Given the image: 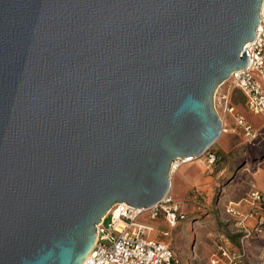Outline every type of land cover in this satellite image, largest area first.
<instances>
[{
  "label": "water",
  "instance_id": "obj_1",
  "mask_svg": "<svg viewBox=\"0 0 264 264\" xmlns=\"http://www.w3.org/2000/svg\"><path fill=\"white\" fill-rule=\"evenodd\" d=\"M262 2L0 0V264H83L114 204L164 199Z\"/></svg>",
  "mask_w": 264,
  "mask_h": 264
},
{
  "label": "rangeland",
  "instance_id": "obj_2",
  "mask_svg": "<svg viewBox=\"0 0 264 264\" xmlns=\"http://www.w3.org/2000/svg\"><path fill=\"white\" fill-rule=\"evenodd\" d=\"M224 83L219 85L215 97L216 108L224 120L223 133L195 160H178L181 166L171 174L169 194L186 218L166 238L162 232L170 228L165 215L154 221L149 212L142 217L156 224L158 238L171 243L181 264H212L221 241L238 244L245 228L252 225L249 222L242 228L227 208L231 201L241 200L254 189L264 190V116L252 113L238 90L229 99H223L231 90L232 80ZM228 103L252 124L256 138L238 124L234 114L227 112ZM210 154L216 156L214 162ZM248 250V264H264V236L250 238Z\"/></svg>",
  "mask_w": 264,
  "mask_h": 264
},
{
  "label": "built area",
  "instance_id": "obj_3",
  "mask_svg": "<svg viewBox=\"0 0 264 264\" xmlns=\"http://www.w3.org/2000/svg\"><path fill=\"white\" fill-rule=\"evenodd\" d=\"M260 19L255 39L245 46L249 64L232 73L231 90L223 99H229L232 92L238 90L245 96L247 108L256 115L264 116V0ZM227 112L234 114L238 124L256 138L257 133L252 124L245 116L236 113V108L230 103L227 105ZM210 156L211 162H214L216 156ZM193 158L196 157H192L190 161L195 160ZM148 212L152 221L165 215L170 228L162 232V236L166 238L179 221L186 218L180 213L179 206L170 194L149 209L126 202L116 203L97 224L95 244L83 264H181L171 243L158 238L159 228L156 224L142 219ZM227 212L242 228L247 227L249 222L252 226L249 223L248 228H245L238 244L221 241L211 263L248 264L249 239L264 236V190L254 189L241 200L231 201Z\"/></svg>",
  "mask_w": 264,
  "mask_h": 264
},
{
  "label": "bare ground",
  "instance_id": "obj_4",
  "mask_svg": "<svg viewBox=\"0 0 264 264\" xmlns=\"http://www.w3.org/2000/svg\"><path fill=\"white\" fill-rule=\"evenodd\" d=\"M228 81V80H227ZM226 81V82H227ZM225 82V83H226ZM224 83V84H225ZM185 160H183V158H179V159H176L174 162H173V168H172V172H175L176 170L179 169V167L181 166V164L178 163V160H182V163H189L191 162L190 160L192 159V157H188V158H184ZM193 159H196V158H193Z\"/></svg>",
  "mask_w": 264,
  "mask_h": 264
},
{
  "label": "trees",
  "instance_id": "obj_5",
  "mask_svg": "<svg viewBox=\"0 0 264 264\" xmlns=\"http://www.w3.org/2000/svg\"><path fill=\"white\" fill-rule=\"evenodd\" d=\"M245 97V96H244Z\"/></svg>",
  "mask_w": 264,
  "mask_h": 264
}]
</instances>
